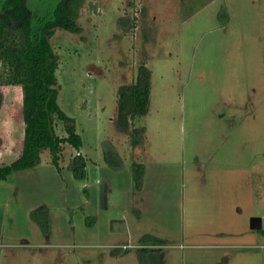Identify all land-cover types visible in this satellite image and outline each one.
<instances>
[{
    "label": "rangeland",
    "instance_id": "obj_1",
    "mask_svg": "<svg viewBox=\"0 0 264 264\" xmlns=\"http://www.w3.org/2000/svg\"><path fill=\"white\" fill-rule=\"evenodd\" d=\"M79 22L81 33L57 28L51 42L58 103L82 146L65 145L61 170L44 150L0 179V264H145L148 235L166 240L161 264H264V0H85ZM142 62L151 102L133 146L115 117ZM0 93L6 166L24 148L23 87ZM78 153L84 178L68 167Z\"/></svg>",
    "mask_w": 264,
    "mask_h": 264
},
{
    "label": "trees",
    "instance_id": "obj_2",
    "mask_svg": "<svg viewBox=\"0 0 264 264\" xmlns=\"http://www.w3.org/2000/svg\"><path fill=\"white\" fill-rule=\"evenodd\" d=\"M85 0H0V85L23 87V116L25 141L22 154L12 164L0 166V179H6L14 170L32 168L41 162V153L49 150L52 163L59 170L65 145L80 150L82 138L76 130L74 118L66 114L58 103L59 83L56 72L60 58L51 38L57 28L81 33L79 20ZM91 8L98 11L96 3ZM122 25H131L127 17L120 18ZM152 91V70L142 62L138 66L136 80L122 84L118 89L115 123L129 130L132 144L143 140V127L135 121L149 112ZM3 95L0 93V100ZM65 127V135L57 131V124ZM87 159L75 154L68 167L76 177L86 176ZM144 164L133 163L134 177L141 187ZM42 211H35L45 233L50 230L49 219L39 220ZM39 213V214H38ZM144 244L164 245L166 240L152 235L143 237ZM141 257L145 264H161L159 249L144 246Z\"/></svg>",
    "mask_w": 264,
    "mask_h": 264
},
{
    "label": "water",
    "instance_id": "obj_3",
    "mask_svg": "<svg viewBox=\"0 0 264 264\" xmlns=\"http://www.w3.org/2000/svg\"><path fill=\"white\" fill-rule=\"evenodd\" d=\"M121 221H113L112 227L115 230H120L122 226ZM250 226L254 230H260L263 227L262 219L260 217H252L250 221Z\"/></svg>",
    "mask_w": 264,
    "mask_h": 264
},
{
    "label": "flooded vegetation",
    "instance_id": "obj_4",
    "mask_svg": "<svg viewBox=\"0 0 264 264\" xmlns=\"http://www.w3.org/2000/svg\"><path fill=\"white\" fill-rule=\"evenodd\" d=\"M160 246H162V245H150L148 248H150V249H159L160 251H157V252H159V254H157L158 256H160L161 255V250H162V248L160 247Z\"/></svg>",
    "mask_w": 264,
    "mask_h": 264
}]
</instances>
